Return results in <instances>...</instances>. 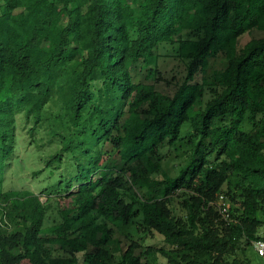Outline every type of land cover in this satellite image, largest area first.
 I'll return each mask as SVG.
<instances>
[{"label":"trees","instance_id":"trees-1","mask_svg":"<svg viewBox=\"0 0 264 264\" xmlns=\"http://www.w3.org/2000/svg\"><path fill=\"white\" fill-rule=\"evenodd\" d=\"M169 43L187 62L171 97L132 78ZM55 101L41 201L5 176L18 120L33 136ZM108 220L162 244L121 251ZM257 239L264 0H0V264H253Z\"/></svg>","mask_w":264,"mask_h":264},{"label":"rangeland","instance_id":"rangeland-1","mask_svg":"<svg viewBox=\"0 0 264 264\" xmlns=\"http://www.w3.org/2000/svg\"><path fill=\"white\" fill-rule=\"evenodd\" d=\"M249 38L248 33L242 35L239 39L240 45L244 44ZM161 61H153L150 66H142L137 70H132V78L134 81H140L149 85H153L154 89L163 95L172 96L177 90L174 81L167 82L165 79L175 80L181 82L186 73L187 62L184 57V49L179 48L178 44H165L161 50ZM157 70L160 71L157 73ZM161 74L163 78H157ZM165 77V78H164ZM172 77V78H171ZM201 75L198 74L197 78L200 79ZM208 97V94L206 95ZM57 103V104H55ZM47 113L49 115L47 123L39 130H36L34 135L31 136L29 132L30 124L23 125L21 120H18L17 128L15 131L16 136V149L14 151L13 160L11 165L7 168L8 172L5 176V187L11 191L29 190L34 194L40 196L41 201L46 200L45 188L50 184L49 173L44 169V160L57 149V144L53 142V137L49 134L48 123L53 121V116L60 111V103L50 102L47 105ZM170 166H172L170 164ZM42 170L41 173L35 174L36 171ZM64 171V170H63ZM57 174V172H56ZM181 198H179V201ZM218 202L224 206V202L229 204L222 198ZM177 214L182 211L179 206L173 208ZM108 226L112 228L113 236L120 239L121 251L126 248L124 235L127 234L129 240L138 241L141 243V248L135 251L136 254L144 252L148 245L160 246L162 238L158 234H144L136 231L134 226H123L119 221L108 220ZM165 246V245H164ZM54 255L68 256L63 251H54ZM121 252L115 254L114 263L118 261V256ZM247 256L251 259L253 264H264V260L255 251L253 245L247 249ZM150 264H167L166 258L157 254L150 257Z\"/></svg>","mask_w":264,"mask_h":264},{"label":"built area","instance_id":"built-area-1","mask_svg":"<svg viewBox=\"0 0 264 264\" xmlns=\"http://www.w3.org/2000/svg\"><path fill=\"white\" fill-rule=\"evenodd\" d=\"M220 199H222V196H221ZM219 204H220V203H219ZM220 205H221V204H220ZM221 206H222V205H221ZM220 209H221V213H222V215L224 216V218H228L226 208H225L224 206H222V208H220ZM252 245H253L255 251L257 252V254H258L260 257H262L263 260H264V239H257V240H254V241L252 242Z\"/></svg>","mask_w":264,"mask_h":264}]
</instances>
